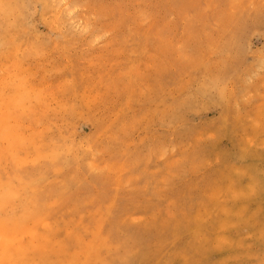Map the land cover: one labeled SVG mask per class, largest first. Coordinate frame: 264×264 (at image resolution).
Listing matches in <instances>:
<instances>
[{
  "label": "rangeland",
  "instance_id": "374dc122",
  "mask_svg": "<svg viewBox=\"0 0 264 264\" xmlns=\"http://www.w3.org/2000/svg\"><path fill=\"white\" fill-rule=\"evenodd\" d=\"M0 264H264V0H0Z\"/></svg>",
  "mask_w": 264,
  "mask_h": 264
}]
</instances>
